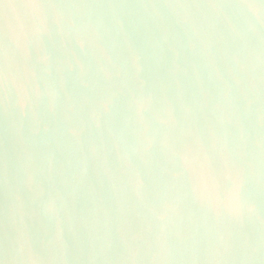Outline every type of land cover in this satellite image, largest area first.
Listing matches in <instances>:
<instances>
[{
	"label": "water",
	"instance_id": "water-1",
	"mask_svg": "<svg viewBox=\"0 0 264 264\" xmlns=\"http://www.w3.org/2000/svg\"><path fill=\"white\" fill-rule=\"evenodd\" d=\"M0 264H264V0H0Z\"/></svg>",
	"mask_w": 264,
	"mask_h": 264
}]
</instances>
